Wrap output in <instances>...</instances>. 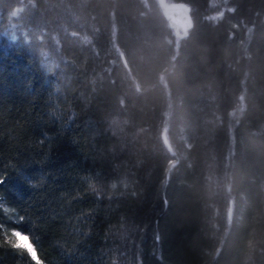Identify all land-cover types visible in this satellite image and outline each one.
Listing matches in <instances>:
<instances>
[{"label": "trees", "instance_id": "trees-1", "mask_svg": "<svg viewBox=\"0 0 264 264\" xmlns=\"http://www.w3.org/2000/svg\"><path fill=\"white\" fill-rule=\"evenodd\" d=\"M0 179V264H264V0H0Z\"/></svg>", "mask_w": 264, "mask_h": 264}, {"label": "snow or ice", "instance_id": "snow-or-ice-1", "mask_svg": "<svg viewBox=\"0 0 264 264\" xmlns=\"http://www.w3.org/2000/svg\"><path fill=\"white\" fill-rule=\"evenodd\" d=\"M3 182V179H0V183ZM4 243L10 246L13 251L26 255L31 261V264H43L37 246L29 234L13 229L8 234V238Z\"/></svg>", "mask_w": 264, "mask_h": 264}, {"label": "rangeland", "instance_id": "rangeland-1", "mask_svg": "<svg viewBox=\"0 0 264 264\" xmlns=\"http://www.w3.org/2000/svg\"><path fill=\"white\" fill-rule=\"evenodd\" d=\"M166 7V6H164ZM170 22L178 36L183 35L189 27V15L185 6L179 9H166Z\"/></svg>", "mask_w": 264, "mask_h": 264}, {"label": "water", "instance_id": "water-1", "mask_svg": "<svg viewBox=\"0 0 264 264\" xmlns=\"http://www.w3.org/2000/svg\"><path fill=\"white\" fill-rule=\"evenodd\" d=\"M181 7H182V5H170L167 7V9H179Z\"/></svg>", "mask_w": 264, "mask_h": 264}, {"label": "bare ground", "instance_id": "bare-ground-1", "mask_svg": "<svg viewBox=\"0 0 264 264\" xmlns=\"http://www.w3.org/2000/svg\"><path fill=\"white\" fill-rule=\"evenodd\" d=\"M175 5V4H174ZM176 5H178V4H176ZM170 6V5H169ZM168 7V6H167ZM167 7H166V9H167ZM182 7H183V5H182Z\"/></svg>", "mask_w": 264, "mask_h": 264}]
</instances>
